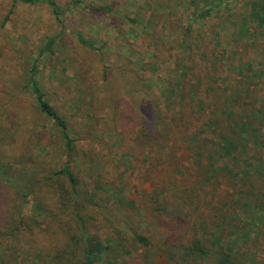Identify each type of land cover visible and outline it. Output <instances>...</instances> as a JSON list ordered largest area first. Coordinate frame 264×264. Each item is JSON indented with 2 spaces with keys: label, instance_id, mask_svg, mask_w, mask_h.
Masks as SVG:
<instances>
[{
  "label": "rangeland",
  "instance_id": "obj_1",
  "mask_svg": "<svg viewBox=\"0 0 264 264\" xmlns=\"http://www.w3.org/2000/svg\"><path fill=\"white\" fill-rule=\"evenodd\" d=\"M54 1L0 0V264H264V0Z\"/></svg>",
  "mask_w": 264,
  "mask_h": 264
},
{
  "label": "trees",
  "instance_id": "obj_2",
  "mask_svg": "<svg viewBox=\"0 0 264 264\" xmlns=\"http://www.w3.org/2000/svg\"><path fill=\"white\" fill-rule=\"evenodd\" d=\"M21 1L25 2V3H35L38 0H21ZM47 1H49L50 5L54 9L55 15L60 20V16H61L62 12L58 8L55 1L54 0H47ZM192 2L195 3V5H196L194 15L196 16L197 20H206L207 18H209L213 14L215 9L218 10L224 4L228 6V4L230 3L228 0H218V1L216 0L215 2H217V3H215L213 1L212 4L205 6V7H201L199 3H196V1L193 0ZM262 7H264V2H263ZM228 9H229V7L227 8V10ZM254 12L257 15L258 22L264 23V14L262 13V11L255 9ZM128 18H131L134 23H139L140 19H142L143 17H141V18L139 17V19H135V18H132L129 16ZM243 25H245L243 27H245V29H246L247 28V21L246 20L243 21ZM189 34H190V31L187 33V36ZM80 40H81V42L87 44V41L84 40L83 38H81ZM185 47H186V45H185ZM36 68L37 67L35 66L33 73H31V75L29 76V86L31 87L33 100H34L36 106L38 107V109L40 110V112L43 113L48 119L52 120L55 123V125L57 126V128L59 129V131L61 133L62 139L65 143L66 150L68 152H70L73 149L74 140L71 137L68 122H67L66 118L58 111V109H56L47 99V97H46L37 77H36V73H35ZM63 172H66V174L69 175L72 180H74V177L72 176V174L70 173L68 168L63 169ZM135 239L138 242H147L145 237H143V236L135 237ZM192 239H193L192 244L183 246V248H181V250H178V246L172 247V249L169 250L170 251L169 252V258H171L172 260L178 259V260L185 262V263H188V264H190V263L198 264L202 258L209 257L210 255H212L213 246H214L213 243H215L214 239L209 240L207 238H201L199 236H193ZM98 248H101V249L103 248V245L101 244V242L87 246V254L85 256L87 264H93V262L95 260V253L98 252ZM234 253L235 252L232 249L228 250V251L221 250L219 252V254L216 255L217 256V263L216 264H238V261L236 260ZM147 255H149V254H147Z\"/></svg>",
  "mask_w": 264,
  "mask_h": 264
}]
</instances>
